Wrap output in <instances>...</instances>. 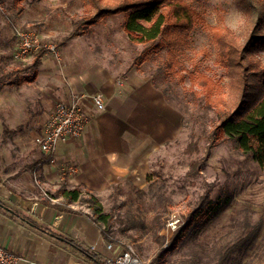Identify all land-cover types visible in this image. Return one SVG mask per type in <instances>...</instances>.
<instances>
[{
	"label": "rangeland",
	"instance_id": "rangeland-1",
	"mask_svg": "<svg viewBox=\"0 0 264 264\" xmlns=\"http://www.w3.org/2000/svg\"><path fill=\"white\" fill-rule=\"evenodd\" d=\"M86 2L0 0V58L11 55V61L2 62L1 66L8 70L22 69L21 63L13 61L10 49L16 43L17 29L43 33V40L48 41L44 43L58 50L57 46L83 17ZM186 2L205 25L194 28L172 59L166 49H161L143 55L146 60L141 61L148 45L129 41L122 27V15L101 19L82 37L81 42L89 43L92 53L112 58V63H116L110 66L120 73L129 68L137 71L141 66L139 70L150 76L163 100L178 114L179 132L172 142L150 157L147 176L139 175L133 183L125 180L97 193L83 190L73 206L90 217H94L98 208L111 227L110 243L122 250L132 245L144 264H264V170L234 141L213 133L219 124L218 116L215 109L207 107L200 85L201 79H210L221 89L219 95L226 109L233 110L237 104L239 69L220 64L213 33L231 31L239 47L247 46L248 61L264 67V18L256 19L246 10L243 0ZM34 7H38L36 17H39L36 28L28 25ZM78 51L84 52L83 46ZM255 94L256 91L248 99V105L257 103ZM40 132L36 133L34 144ZM5 137L0 130V144ZM193 145L197 152L187 154L186 150ZM0 147L9 159L15 157L19 168L26 163V152L7 142ZM36 173L23 175L24 186L29 189L21 195L37 203L41 201L36 200H51L49 196L56 195L64 181L58 189L49 190L40 184ZM205 198V203L217 202L218 209L207 212L214 216L204 224L189 225L184 238L173 246L174 232L183 225L188 213L206 208L202 202ZM170 223H174V229L167 227ZM102 228L106 227L102 224Z\"/></svg>",
	"mask_w": 264,
	"mask_h": 264
},
{
	"label": "crops",
	"instance_id": "crops-1",
	"mask_svg": "<svg viewBox=\"0 0 264 264\" xmlns=\"http://www.w3.org/2000/svg\"><path fill=\"white\" fill-rule=\"evenodd\" d=\"M37 10L33 8L28 22L35 28ZM39 34L42 42H48L43 40V33ZM84 35L65 39L57 46L59 62L49 53H42L35 68L30 64L37 53L32 54L21 63V71L8 70L0 62V77L10 74L0 84V130L6 136L2 144L7 142L27 155L26 163L19 168L15 157L9 159L0 147V244L23 257L24 264H96L76 252L70 241L94 255L100 264L122 250L105 241L100 229L85 215L60 213L21 195L29 189L24 186V174L35 176L37 172L40 184L49 190L58 189L66 181L67 189L97 193L125 180L133 183L139 175L147 176L150 157L178 136V114L163 100L150 76L139 70L141 66L137 71L129 68L125 73L118 72L110 66L116 63L112 58L92 53L89 43L81 42ZM15 46L13 43L10 47L13 52ZM81 46L84 52L78 51ZM26 64L29 70H24ZM20 79L26 81L15 84ZM94 94L102 96L104 111L92 104ZM72 96L79 98L89 122L79 138L58 143L52 161L46 160L34 137L54 104L70 101ZM63 166L75 168L76 173L63 175L59 169ZM73 205L69 208L75 210ZM25 219L57 237L39 231Z\"/></svg>",
	"mask_w": 264,
	"mask_h": 264
},
{
	"label": "trees",
	"instance_id": "trees-1",
	"mask_svg": "<svg viewBox=\"0 0 264 264\" xmlns=\"http://www.w3.org/2000/svg\"><path fill=\"white\" fill-rule=\"evenodd\" d=\"M246 10L250 11L256 19L264 18V0H243ZM84 14L78 20L67 40H71L81 34L90 33L91 28L97 25L101 19L112 16H123L122 27L129 41L136 45H148L142 53L141 61L146 60L143 55H149L152 51L166 49L171 59L181 49L190 33L196 26H203L205 22L199 14L186 2V0H87L83 4ZM215 43L218 46L217 57L221 65L231 64L239 69L240 82L237 88V104L233 110L226 109L223 98L219 95L220 88L210 79H201L204 99L207 107L215 109L219 124L213 128L217 132L235 142L237 147L251 158L261 169L264 170V67H259L248 61L247 46L239 47L233 33L229 30L213 33ZM43 51L36 54L30 67L35 68ZM6 59V60H4ZM10 56H2L0 62H9ZM24 66V65H23ZM29 67L24 66V70ZM21 71V70H20ZM10 77L6 74L0 77V84ZM26 81L20 79L15 84ZM256 91L255 105H248V99ZM214 97V98H213ZM222 106V109H221ZM197 152L195 145L186 153ZM47 160V157H46ZM34 164L29 168L32 169ZM67 183L63 182L56 195L49 196L51 199L62 197V201L51 203L48 199L36 201L43 206L60 213L83 214L81 211L72 210L69 206L80 197L78 189H67ZM202 199L203 204L205 203ZM33 201V200H32ZM35 202V201H33ZM219 202V201H218ZM217 202L206 201L205 207L196 209L184 217V223L179 227L171 238L174 246L180 242L188 231V227L194 223L204 224L214 216L208 215V211L215 212L218 209ZM219 204V203H218ZM224 208L220 207V209ZM95 208L94 217L85 215L101 231L105 241H109L111 227L105 222L104 216ZM32 226L52 237H57L49 230L43 229L34 222L25 219ZM204 222V223H202ZM105 226L106 228H102ZM69 245L87 260L100 264L97 258L83 249L80 245L69 242Z\"/></svg>",
	"mask_w": 264,
	"mask_h": 264
},
{
	"label": "built area",
	"instance_id": "built-area-1",
	"mask_svg": "<svg viewBox=\"0 0 264 264\" xmlns=\"http://www.w3.org/2000/svg\"><path fill=\"white\" fill-rule=\"evenodd\" d=\"M16 46L12 55L13 61L25 63L32 54L40 51L52 54L56 62L60 61L59 53L52 44L44 43L39 36L30 30H15ZM91 102L98 111L105 110V104L100 94L91 96ZM80 100L77 97H71L70 101H58L54 104L52 112L41 128L38 137L37 146L50 161L54 156L57 144L68 140H74L81 136L89 118L81 109ZM63 175H72L76 173L73 167H61ZM167 227L174 229V223ZM94 248L91 247L92 251ZM23 257L7 251L0 244V264H24ZM103 264H144L138 257L132 245H126L117 256L107 258Z\"/></svg>",
	"mask_w": 264,
	"mask_h": 264
}]
</instances>
